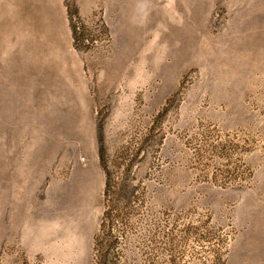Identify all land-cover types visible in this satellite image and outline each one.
Wrapping results in <instances>:
<instances>
[{"label": "rangeland", "instance_id": "374dc122", "mask_svg": "<svg viewBox=\"0 0 264 264\" xmlns=\"http://www.w3.org/2000/svg\"><path fill=\"white\" fill-rule=\"evenodd\" d=\"M0 264H264V0H0Z\"/></svg>", "mask_w": 264, "mask_h": 264}, {"label": "trees", "instance_id": "16d2710c", "mask_svg": "<svg viewBox=\"0 0 264 264\" xmlns=\"http://www.w3.org/2000/svg\"><path fill=\"white\" fill-rule=\"evenodd\" d=\"M110 187H111L110 180L107 177L106 183H105V190H104V193H103V198L105 200H106V197L108 196ZM106 221H108V215L105 213V214H103V218L101 220L102 223H101V225L99 227V232H98L97 236H95V239H94V247L96 249H98V246L101 244L102 234L104 233V229H105V225L104 224H106Z\"/></svg>", "mask_w": 264, "mask_h": 264}]
</instances>
